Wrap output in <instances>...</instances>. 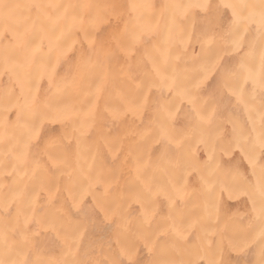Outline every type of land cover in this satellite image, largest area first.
Returning a JSON list of instances; mask_svg holds the SVG:
<instances>
[{"label": "bare ground", "instance_id": "bare-ground-1", "mask_svg": "<svg viewBox=\"0 0 264 264\" xmlns=\"http://www.w3.org/2000/svg\"><path fill=\"white\" fill-rule=\"evenodd\" d=\"M260 4L0 0V260L261 264Z\"/></svg>", "mask_w": 264, "mask_h": 264}, {"label": "snow or ice", "instance_id": "snow-or-ice-1", "mask_svg": "<svg viewBox=\"0 0 264 264\" xmlns=\"http://www.w3.org/2000/svg\"><path fill=\"white\" fill-rule=\"evenodd\" d=\"M201 8H207V3L197 5ZM0 7L7 8L6 5H0ZM175 7H181L180 5H175ZM224 7L231 8L233 10V16L236 18L235 22L239 23L242 19H249L252 15V13H249L248 17H243L241 9H252L255 8V5H241L236 3H226ZM259 16L262 27H264V0H261V4L259 5ZM190 104H194L193 100H189ZM201 119H204V117H201ZM264 147V145H262ZM261 165L264 167V151H262V159H261ZM260 197H261V206H260V220L262 227L258 233V240L259 243L262 245V255H264V183L260 186ZM127 226H125L126 228ZM69 255H73V250L76 246V241L79 239L78 235L69 236ZM153 238L151 236H145L144 242L145 245H149L152 243ZM134 251V244L128 245L125 248L121 250L122 255H126L128 257V264H137L136 261L132 259V253ZM0 264H5L3 260H0ZM13 264H16V262H13ZM21 264H27V262H21ZM31 264H53L51 261H41L36 260L32 261ZM55 264H82V262L77 261L76 259H65L62 261H56ZM102 264H109L108 261H103ZM111 264H124V261L118 260V261H112ZM154 264H200L199 261H184V260H177V259H170V258H164L154 261ZM207 264H221L220 261L215 259L214 257L209 258L207 261ZM261 264H264V259L261 260Z\"/></svg>", "mask_w": 264, "mask_h": 264}]
</instances>
